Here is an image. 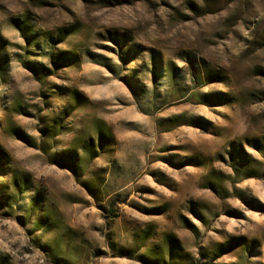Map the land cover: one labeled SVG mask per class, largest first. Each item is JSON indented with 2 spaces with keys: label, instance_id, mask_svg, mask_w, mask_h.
Masks as SVG:
<instances>
[{
  "label": "rangeland",
  "instance_id": "1",
  "mask_svg": "<svg viewBox=\"0 0 264 264\" xmlns=\"http://www.w3.org/2000/svg\"><path fill=\"white\" fill-rule=\"evenodd\" d=\"M0 264H264V0H0Z\"/></svg>",
  "mask_w": 264,
  "mask_h": 264
},
{
  "label": "trees",
  "instance_id": "2",
  "mask_svg": "<svg viewBox=\"0 0 264 264\" xmlns=\"http://www.w3.org/2000/svg\"><path fill=\"white\" fill-rule=\"evenodd\" d=\"M60 60H62V61L65 62V61H66V58H60ZM50 75H52V74H50ZM76 97H77L78 100H80V99L78 98V96H76ZM26 143H28V142H26Z\"/></svg>",
  "mask_w": 264,
  "mask_h": 264
}]
</instances>
